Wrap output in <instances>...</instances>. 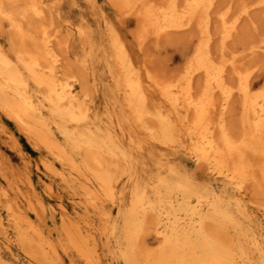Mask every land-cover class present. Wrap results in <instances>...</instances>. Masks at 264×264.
<instances>
[{
	"label": "bare ground",
	"instance_id": "1",
	"mask_svg": "<svg viewBox=\"0 0 264 264\" xmlns=\"http://www.w3.org/2000/svg\"><path fill=\"white\" fill-rule=\"evenodd\" d=\"M54 1L0 0V23L10 27L12 49L0 48V109L70 169L89 203L118 206L126 264H264V219L256 222L245 200L249 194L264 199V87L252 77L264 72L258 59L264 58V34L242 52L229 48L252 39L244 31L248 27L261 29L255 17L264 15V0H243L238 6L233 0H109L124 21L136 20L137 45L103 20L115 95L106 121L94 112L87 88L89 60L85 57L77 68L63 63L70 34L53 28ZM78 33L86 32L79 28ZM194 34L191 56L179 72L161 74L146 63L150 40L172 44ZM136 49L143 55L139 62ZM247 58L255 62L247 66ZM237 102L240 115L234 121ZM127 123L135 130L128 137ZM158 145L186 152L225 188L195 184L166 156L158 164L169 176L160 173L152 183H139L136 154ZM121 181L133 187L127 208L121 206ZM13 218L29 225L20 214L13 212ZM62 224L80 257L95 264L88 236L65 218ZM17 227L26 255L37 264H51L55 252L41 242V234L29 225L40 238L37 243ZM0 229L8 233L1 219ZM150 238L157 241L154 249ZM0 264L19 263L0 254Z\"/></svg>",
	"mask_w": 264,
	"mask_h": 264
},
{
	"label": "rangeland",
	"instance_id": "2",
	"mask_svg": "<svg viewBox=\"0 0 264 264\" xmlns=\"http://www.w3.org/2000/svg\"><path fill=\"white\" fill-rule=\"evenodd\" d=\"M233 1L238 6L243 0ZM53 3V28L57 27L62 35L70 34L67 53H64L65 50L63 52V63L74 65L73 68H77L85 57L89 60L86 69L87 88L90 90L91 98L93 97L94 112L97 110L95 113L98 117L106 121L110 104L115 95L113 92L114 83L108 68L111 49L108 45L103 20L114 23L123 39L134 47L137 43L132 32L136 27V20L124 21L109 0H97L96 6H91L86 0H55ZM222 5L224 4L222 3ZM255 18L259 20L261 29L255 31L252 26L248 27L244 31L252 39L248 40L249 42H238V45L231 44L232 48L229 45L230 50L242 52L249 48L247 44L256 42L257 37L264 34V15L260 13ZM79 28L85 29V35L78 33ZM9 36V25L4 22L0 23V48L12 52ZM196 36V34L192 37L183 36L172 44H167L165 41L156 43L150 40L145 46V50L151 59H147L146 63L152 65L151 67H154L155 71L159 69L157 72L161 74L179 72L191 56ZM90 44L93 45L92 50ZM214 47L218 49V42ZM242 48L244 49L241 50ZM141 55L142 53L137 49L134 50V56L138 62L143 60V55ZM258 59L264 61L263 57ZM254 62L247 58L245 64L248 66ZM259 71H256V75L253 73L252 77L253 83L262 89L264 87V72ZM80 89L81 87L78 85V90L80 91ZM235 111L234 121H238L239 102L235 105ZM125 132H127L125 136L128 137L129 133H133L135 130L127 123ZM139 134V132L136 133L138 136ZM125 141L128 144V140L125 139ZM165 156L169 163L174 165L177 172L190 178L195 184L202 187L211 183L218 190L225 188V183L222 180L211 179L204 168L198 167L194 159L186 152L174 153L159 145L149 146L146 151L136 154V160L139 162L137 163L138 182L141 184L152 183L160 173L163 176H169L166 170L159 168L158 164L159 159ZM49 165H53L55 170L47 168ZM200 169L201 172H199ZM69 170L68 167L62 166L46 149L36 145L19 125L0 109V219L8 230V233H5L0 229V254L19 264H37L26 255L25 246L20 245V240H18L20 235L17 226L20 224L22 229L29 232L28 234L39 243L40 238L35 236L32 228L29 227L31 224L41 234V242L45 245L50 244L55 252V256L50 259L51 264H86L72 244L68 242L62 224L63 218H65L69 224L88 236L85 241H87L88 250L91 251L95 264H126L122 258L123 253L120 245L122 222L118 206L109 202L99 203L96 206L89 203L88 196L80 188V182ZM120 183L118 189L123 191L121 206L127 208L131 202L133 187L131 184H128L129 187L127 184L124 186L125 182L123 181ZM228 190L230 193L233 192L230 188ZM255 199L256 201H254ZM245 200L248 205V214L256 222L262 221L264 219V199L261 200L260 197L249 194ZM29 201L31 202L30 207ZM12 205L11 212L10 206ZM13 212L16 215H22L23 219L29 221V225L25 222L16 224L13 220ZM109 214L110 216H108ZM244 226L249 227L247 222ZM148 243L150 248L157 247V241L154 238L148 239Z\"/></svg>",
	"mask_w": 264,
	"mask_h": 264
}]
</instances>
